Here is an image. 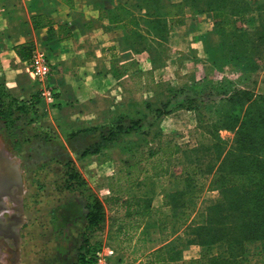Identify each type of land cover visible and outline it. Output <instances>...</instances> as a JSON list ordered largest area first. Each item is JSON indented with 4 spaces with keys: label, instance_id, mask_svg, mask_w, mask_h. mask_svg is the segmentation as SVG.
<instances>
[{
    "label": "rangeland",
    "instance_id": "obj_1",
    "mask_svg": "<svg viewBox=\"0 0 264 264\" xmlns=\"http://www.w3.org/2000/svg\"><path fill=\"white\" fill-rule=\"evenodd\" d=\"M37 2L52 0H0V154L11 162V166H15V173L17 172L21 184L20 191L14 190L17 197L14 201L11 200L9 210L14 220L12 229L16 240L13 243L12 239L0 236V264H56L49 260H53L50 258L52 256L55 259L57 254L60 255L56 249L57 244L61 243L68 247L77 240V236L72 235L68 228L65 233L63 232L61 227L65 225L59 217L61 214L71 215L76 207L86 212L91 195L99 199L102 197L101 200L105 201L106 207L114 210L108 215L111 229L107 231L106 222L99 229L86 228L82 233L81 242L85 238H90L92 243L116 246L117 257L114 260L124 257V260L129 262L125 250L131 246L127 245L123 236L116 234L114 228L119 222L120 215H125L123 210L125 204L120 202V193H128L127 187L115 184L111 197H107L111 198L108 199V204L103 199L104 193L99 191L97 185L109 179L120 181L118 176L123 165L128 163L140 165V173L131 182L133 185L138 183L137 191L152 194L153 209H150L149 214L152 220L154 218L160 220L158 225L157 221L156 223L153 221V234L149 235V242L143 248L144 252L166 241L170 237V232L183 228L185 221L189 219L187 229L200 225L208 207L221 199L220 191L209 186L211 174L206 173L208 166L214 163L216 150L214 145L224 140L226 149L233 143L235 135L234 131L220 126L224 112L232 111L227 98L234 90L244 88L253 94L264 95V43L259 39V33L264 34L262 3L264 0H250L253 6L262 3L263 7L243 16L244 20L236 22L240 29H245V35L240 41L247 40L249 50L242 59H224L220 53V58L212 60L206 51L203 52L205 50L203 42V49L201 44L197 49H193L190 35L176 29L169 33L167 43L163 44L162 49L154 48L153 57L161 58L160 60L152 63L149 53L145 54L137 73V81L141 84L142 90L137 92L136 98L152 99L153 106H160L164 101L172 100L170 106L164 110H173L175 109L173 99L194 96L190 97V100L195 109L180 108L157 118L152 112L154 107H134L127 102H121L119 111L122 114V126L127 128L130 120L138 117L141 124L139 128L133 129L138 132L111 137L109 132L119 124V121L109 122L112 115L104 113L106 119H101V123L95 126L103 129L100 143L112 145L113 151L101 152L97 156L92 155L93 150L90 148L87 149V153L50 156L48 148L43 146L44 140L60 139L55 127H50L49 119L51 117L54 119L55 114L47 113L53 103L41 99L37 109H30L28 99L13 97L7 83L2 82L13 79L11 70L16 64L10 56L13 44L32 37L31 15L33 3ZM212 37L215 39L214 35ZM229 46L224 43L225 48ZM26 72L28 74L27 70ZM33 86L36 93L38 83L34 81ZM184 87H189L192 91L188 94L179 91ZM125 97L130 98L129 94ZM12 98H16L18 102ZM44 116L49 118L43 121ZM86 126L88 129L94 125ZM61 129L66 133L71 131L65 123L61 124ZM112 141L114 142L110 145ZM28 144L33 148L27 147ZM54 144L57 145L58 142ZM95 146L98 145H89L93 149ZM135 147L138 148L137 153L125 152L132 151ZM150 152L155 153L150 155ZM105 160L109 161L108 166L104 165ZM159 166L167 167L170 170L167 173L170 175H154L151 167L156 169ZM71 172H77L79 177H71ZM185 174H191L192 177L191 195H187L186 199H183L184 205L175 208V211L170 207L168 209L167 204H161L157 194L164 192L168 194L181 188L182 177ZM133 189L135 191V188ZM137 211L133 208V212ZM141 211L142 209L138 212ZM7 214L5 212L3 216L6 217ZM116 214L118 217L114 216ZM173 215L175 220L168 221ZM182 218L185 219L184 222L181 221ZM140 223L143 221L140 220ZM186 236H190L188 231ZM186 236L181 235L180 239L183 240ZM192 237L196 236L191 235ZM244 248L249 264H264V247L260 241H246ZM210 249L213 253H219L221 246L213 245ZM189 252L191 256L200 255V250L196 247H192ZM45 256L50 259L46 261ZM147 261L148 259H145L140 264H146Z\"/></svg>",
    "mask_w": 264,
    "mask_h": 264
},
{
    "label": "crops",
    "instance_id": "obj_2",
    "mask_svg": "<svg viewBox=\"0 0 264 264\" xmlns=\"http://www.w3.org/2000/svg\"><path fill=\"white\" fill-rule=\"evenodd\" d=\"M168 1L178 4L181 0ZM140 2L141 0H52V2L33 3L32 15L40 14L39 20L46 23V25L39 29H33L31 24L30 37L31 34L32 37L28 40L14 43L13 46L31 40L34 45L32 53L37 49L44 51L52 65L50 82L57 95L55 96L54 105L52 104L47 113L49 112L50 114L52 112L55 114L54 119L51 117L49 122H51V128L52 126L55 127L60 139L44 140L45 144L43 146L48 148L50 156L56 154H82L89 148L93 150L92 155L95 156L101 152L113 151L111 144L114 141L110 143L111 146L101 144V136L103 135L101 131L103 129L100 126H95L101 123V119H106V114L104 113L107 112L109 116L112 115L109 117V122L119 121V123H123V120H121L122 114L119 111L121 102H127L134 107H144L145 101H153L152 99L136 98L137 92L142 90L141 84L137 81V73L139 72L141 61L147 52H135L129 47L127 44V28L132 26L130 23L131 19L117 14L119 6L124 9L129 8L132 11L131 16H134L136 21L140 20L145 13L144 8L138 9L135 7ZM168 8L167 12H175L173 8ZM176 16L182 18L183 21L173 23L170 32L173 33L175 29L180 30L181 33L187 32L192 42L191 47L197 49L198 45L201 44L203 49V37L204 35H210L213 27L212 14L172 15L171 18ZM13 46L10 50V56L16 63L11 70L14 80L12 79L9 82L2 80V82L7 83L8 90L12 96L28 99V103L35 92L34 81L29 73L27 74L25 62L21 61L17 56ZM2 77L4 78L3 75ZM126 94H129L130 98H126ZM33 98L36 97L33 96ZM47 117L44 116L42 120L45 121L44 119H47ZM63 123L71 128L72 133H77L71 135V131L69 133L63 131L61 129V124ZM86 125L94 126L86 129ZM54 142H58V144L56 145ZM91 144H97L98 146L93 149L89 147ZM27 147L33 148L29 144ZM137 149L135 147L132 151L125 150V152L127 154L137 153ZM108 162L105 160L104 165L108 166ZM151 168L153 169V174L161 171L164 175L167 174L166 176L170 175L167 173L170 171L167 167ZM134 171L137 172L134 173ZM140 171V165L128 163L123 165L122 172L118 176L121 179L120 181L109 179L97 183L99 191L104 193L103 199L108 204L111 198L107 197H111L115 184L127 187L128 193H120V202L125 204L123 207L125 215H120L119 222L114 228L116 229V234L123 236L127 245L131 246L130 249L125 250L127 252L126 255L129 257L128 260L138 264L144 262L145 259L149 260L152 252L158 247L173 242L176 244V239H179L176 249L181 250V257L178 260H173L172 264H188L190 259L196 257L189 255L192 247H196V249L201 251V247L198 244L186 246L183 244L185 238L183 240L180 239L181 235L186 236L188 231L186 224L190 222V219L186 222L182 218L181 221H185L183 228L170 232V237L166 241L144 252V245L149 242V235L153 234V221L155 223L157 221L156 224L158 225L160 220L158 218L152 220L153 218L149 214L150 209H153L151 205L152 194L150 195L149 192L147 195L143 191V193L139 190L137 191L138 186L136 185L138 183L136 182L133 185L131 182L138 176ZM179 173L181 174V171ZM133 188H135V191ZM166 194L167 192L157 194V198L161 199V204H167ZM115 199L119 200V198ZM146 204H148L146 212H138L141 209L144 210ZM104 206L106 210V229L110 231L111 226L108 224V215L114 210L106 207L105 201ZM169 207L168 205L167 208L169 209ZM133 208L138 211L133 212ZM67 215L61 214L59 217L65 225L61 228L64 233L67 228L71 230L72 235L77 236V240L68 247L61 243L57 244L56 249L60 255L57 254L55 259L52 256L50 258L53 260H49L56 264L79 263L81 236L87 228L86 212H82L79 207H76L74 213ZM117 215L114 216L118 217ZM140 220L143 223H140ZM171 220L174 221V217L170 216L168 218V221ZM134 235L136 236L134 237ZM113 248L115 250L118 249L116 246ZM50 258L46 257V261Z\"/></svg>",
    "mask_w": 264,
    "mask_h": 264
},
{
    "label": "trees",
    "instance_id": "obj_3",
    "mask_svg": "<svg viewBox=\"0 0 264 264\" xmlns=\"http://www.w3.org/2000/svg\"><path fill=\"white\" fill-rule=\"evenodd\" d=\"M262 3L253 6L250 0H181L178 4L168 0H141L135 5L138 9H145L140 20L136 21L135 17L131 16L132 11L129 8L124 9L119 6L117 14L131 19L132 26L127 28L129 47L135 52L146 51L151 62L156 63L161 58L153 57L154 48L162 49L163 44L167 43L172 24L183 21L177 16L171 18L172 15L211 13L213 27L210 35L203 37L208 57L216 60L220 58L221 53L224 59L237 60L244 58L249 50L246 45L247 40L240 41L245 35V29H240L236 22L240 19L244 20L243 16L248 13L262 8ZM168 7L173 8L175 12H167ZM40 16V14L31 15L33 29L46 25L39 20ZM259 35L260 42L264 43V34L260 32ZM224 43L230 46L225 48ZM33 49L31 40L13 46L17 56L24 62L29 60ZM168 89L170 90L171 87ZM179 91L188 94L192 90L184 87ZM33 96L28 102L29 108L37 109L41 99L37 91ZM190 97L194 96L180 100L173 99L175 106L173 110H164L170 106L172 100L164 101L160 106H153L152 101H145L144 107H154L152 108L154 116L161 118L180 108L195 109ZM12 99L18 102L16 98ZM227 103L232 111L224 112L220 126L235 132L233 143L226 149L224 140L214 145L216 147L214 163L210 164L206 171L207 174H211L209 186L220 191L221 199L208 207L200 225L188 228L190 236L185 237L183 244L187 246L194 243L201 247L200 255L190 259L188 264H249L244 243L260 241L264 247V95L253 94L247 88L237 89L228 96ZM140 124L141 120L138 117L130 120L127 128L119 123L110 130L109 135L113 137L136 132L137 130L133 131V129L139 128ZM86 151L83 153H87ZM154 153L150 152V155ZM162 174L161 171L154 173V175ZM71 177L78 178L79 175L77 172H71ZM191 178V174H185L182 177L181 189L166 194L167 205L172 210L175 211V208L183 206V199L191 195ZM147 208L148 204L140 213L146 212ZM86 209L87 230L101 228L106 219L104 201L91 195ZM191 235L196 237L191 238ZM178 243L179 239H176V244L173 242L158 247L152 252L146 264H172L173 260L181 257V250L176 249ZM100 245L90 242V238H85L80 246L78 264H92V261L86 258V254L93 252ZM213 245L221 246L219 253L211 252L210 248Z\"/></svg>",
    "mask_w": 264,
    "mask_h": 264
},
{
    "label": "built area",
    "instance_id": "obj_4",
    "mask_svg": "<svg viewBox=\"0 0 264 264\" xmlns=\"http://www.w3.org/2000/svg\"><path fill=\"white\" fill-rule=\"evenodd\" d=\"M25 69L28 71L31 79L38 83L36 91L39 98L47 103H54L56 92L50 82L52 65L48 55L40 49L34 50L29 60L25 62ZM116 257V250L106 244H102L93 252L86 254V258L90 259L92 264H138L130 261L126 262L124 257L114 260Z\"/></svg>",
    "mask_w": 264,
    "mask_h": 264
},
{
    "label": "flooded vegetation",
    "instance_id": "obj_5",
    "mask_svg": "<svg viewBox=\"0 0 264 264\" xmlns=\"http://www.w3.org/2000/svg\"><path fill=\"white\" fill-rule=\"evenodd\" d=\"M0 236L2 238H8V240H16V235L14 234V230L12 229V224L14 220L9 214L10 210V202L11 200H15L16 193L14 190H18L17 187L13 185V181L10 177V172L5 171L3 174L2 170H0ZM13 185V186H12ZM6 203H9L8 205ZM8 213L7 216H3L4 213ZM12 243V244H13Z\"/></svg>",
    "mask_w": 264,
    "mask_h": 264
},
{
    "label": "water",
    "instance_id": "obj_6",
    "mask_svg": "<svg viewBox=\"0 0 264 264\" xmlns=\"http://www.w3.org/2000/svg\"><path fill=\"white\" fill-rule=\"evenodd\" d=\"M0 170H2L3 174H5L4 173L5 171H8V172L11 173L10 174V177H11V179L13 181V185L15 187H17V189L20 191L21 184H20L19 177L17 176V172L15 173V166L14 165L11 166V162H9L8 159L2 157L1 154H0ZM1 175L2 174L0 172V176Z\"/></svg>",
    "mask_w": 264,
    "mask_h": 264
}]
</instances>
